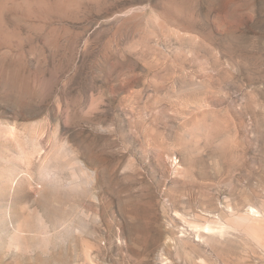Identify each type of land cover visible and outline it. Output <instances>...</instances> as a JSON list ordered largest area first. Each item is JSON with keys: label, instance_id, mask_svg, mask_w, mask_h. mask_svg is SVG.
Segmentation results:
<instances>
[{"label": "rangeland", "instance_id": "1", "mask_svg": "<svg viewBox=\"0 0 264 264\" xmlns=\"http://www.w3.org/2000/svg\"><path fill=\"white\" fill-rule=\"evenodd\" d=\"M0 264H264V0H0Z\"/></svg>", "mask_w": 264, "mask_h": 264}, {"label": "bare ground", "instance_id": "2", "mask_svg": "<svg viewBox=\"0 0 264 264\" xmlns=\"http://www.w3.org/2000/svg\"><path fill=\"white\" fill-rule=\"evenodd\" d=\"M253 210V209H252ZM253 213V212H252ZM219 218V217H218ZM219 221V220H218ZM217 221V223H218V226H220V228L222 229V230H226L227 229V226L225 225V223H220V222H218ZM216 223V224H217ZM208 228V230L209 229H211V228H209V227H207Z\"/></svg>", "mask_w": 264, "mask_h": 264}]
</instances>
